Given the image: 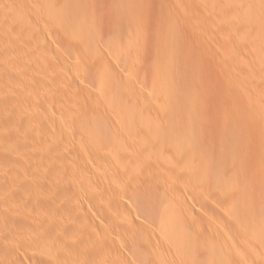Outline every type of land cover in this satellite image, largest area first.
<instances>
[{
	"label": "bare ground",
	"instance_id": "bare-ground-1",
	"mask_svg": "<svg viewBox=\"0 0 264 264\" xmlns=\"http://www.w3.org/2000/svg\"><path fill=\"white\" fill-rule=\"evenodd\" d=\"M242 1L245 0H209V4L227 17L232 10L234 15L242 10ZM248 1L245 4H250L249 8L261 12L255 18L262 15L259 19L264 20V0ZM57 2L59 8H52ZM66 3L68 0H27L25 7H34L37 13L43 6L46 17L52 18L50 14L61 17L66 14L61 12ZM175 5L169 0H76L71 4L72 14L68 13L64 20L58 18L63 25L60 27L58 22L59 37L54 46L37 47L42 50L36 51L39 54L36 48L34 51L29 48L28 54L35 52V57L30 56L35 64H43L38 69L40 77L35 79L51 84V92L45 95V101H40L38 115L28 116V126L52 132L63 116L69 118V125H73L72 118L78 123L81 118L90 119L92 130L83 131L88 138L76 143L74 138L67 137L69 141L54 151L55 160L62 162L72 176H78L76 162L89 164L95 169L94 174L97 171L100 190L93 184L87 185L94 180L90 177L91 181L81 184L80 189L76 184V188L81 197L89 195L87 200L97 204L95 208L102 216L108 209L117 212L115 216L109 215V222L120 216L126 197L133 199L130 198L135 204L129 214L120 216L123 221L128 218L121 224L130 226V231L132 227L137 230L143 245L131 242V245H109L111 241L106 245H90L98 251V258L104 256L112 262L129 260L131 264H264V58L259 62L253 59L255 55L264 56V33L255 41L247 32L249 29L238 30L240 24L236 28L234 22L230 24V15L228 24L223 20L224 27L217 24L218 40L210 34L207 35L211 38L205 33L204 36L201 31L197 32L200 36L195 32L198 26L186 20L194 9L182 23ZM172 13L176 14L174 18ZM246 21L240 22L247 26ZM110 23L114 29L117 26V31L110 29ZM113 30L116 35L111 34ZM14 38L9 28L0 26V51L11 52L9 45ZM220 41L241 49L249 58L224 52ZM21 51L22 48L19 55L24 53ZM25 68L28 75L9 74L10 82L19 80L23 88L33 82L30 67ZM47 69L50 72L73 69L76 78L70 77L67 82L60 77L62 80L54 84ZM23 91L17 93L19 96L12 94L15 98L10 101L12 104H3L6 105L0 114L1 123L3 114L14 121L27 114L23 105L30 106L34 97ZM156 113L161 117L155 116ZM46 152L42 159L52 161L54 155L48 149ZM71 154L79 161L71 162L67 158ZM98 166H102V172ZM62 182L58 188L67 190ZM42 183L47 188V183ZM86 187L93 188L97 195ZM165 189L173 195L171 203ZM50 190L53 194L64 193ZM211 199L216 204H212V209ZM76 214L64 220L71 231H76ZM47 219L41 218L42 223L33 226L34 229L45 230ZM86 228L87 237L95 231L99 236L91 224ZM152 229L170 231L175 241L186 244L177 245L175 259L163 255L160 245H151L167 231H157L159 235L156 233L155 237ZM248 231L254 234V239L243 238ZM225 238L236 241L233 244L236 246H221ZM58 239L62 245L55 246L65 254L87 257L90 253L76 245L71 236L62 234ZM161 240L165 238L162 236ZM67 257L65 264H74Z\"/></svg>",
	"mask_w": 264,
	"mask_h": 264
},
{
	"label": "rangeland",
	"instance_id": "rangeland-1",
	"mask_svg": "<svg viewBox=\"0 0 264 264\" xmlns=\"http://www.w3.org/2000/svg\"><path fill=\"white\" fill-rule=\"evenodd\" d=\"M26 1L27 0H22V1H20V0H0V26L9 28L13 32V34L15 35V38H14L15 41L10 43V45H9V49H12L11 52L9 50H8L9 53H8V51H6V52L0 51V114H2V112L4 111L3 107L6 104L5 105H3V104L5 102L12 104V102L14 101L13 99H15V98H14V95L12 96V94H17V93L19 94V93H21L22 90H24L25 91V92L23 91L24 94L28 93L31 96V98L34 97L31 101V103L33 105L32 104L30 106L25 105V104L23 105L26 108L27 114L23 115V117L21 119L16 120L17 119L16 118L14 121V119L11 118L10 116H6V115L4 116V114H3V116H2L3 120H1L2 123L0 122V264H65V262H66L65 255H68L67 260L69 258H72L74 264H131V262L129 260L128 261L119 260V261L112 262L109 259H106L104 256L98 258L99 257L97 255L98 251L95 248H94V250H96V251H94L92 249L93 247L90 245H106V244H108L107 242H109V241H111L109 245H121L120 243H123V245H125L124 243H126V245H128V243H129V245H131L132 243H133V245H143V240L141 239L142 235L137 234L138 233V232H136L137 230H134L132 227L131 228L132 231H130V229H128V228H130V226L127 228V226H122L123 224H121V223H126L124 221H126L128 218L126 217V220L123 221L120 216H121V214H124V213L129 214V212L131 211V208L135 204L132 201L133 199L131 197H126V201H123L125 205L123 204L124 207H121L122 209L120 208V211H121L120 216L119 217L117 216L119 218V220L117 217H114L115 214H117V212H114L110 209H108L109 214H108V212H106L107 214L102 216V214L98 213V211L95 208V205H97V204L96 203L94 204V202H93V204H94L93 205L89 199L87 200V197L89 195L88 196L86 195L87 197L82 196L83 197L82 198L79 195V193L77 192L78 191L77 188L80 189L79 186L81 184L83 185L84 183L91 181V179L89 180V177L92 179L94 178V180H93L94 183L91 181V183L89 182L87 185L89 186L90 184H93V185H91L92 187L93 186L98 187V185L96 183V180L99 177L97 171H95V174H94L95 169L94 168L91 169V167L88 166L89 164L87 165V163L76 162L79 160H78V157H76V155L75 156L72 155L73 153L71 155H69L70 157H67V158L73 163L76 162L75 164L78 165L77 166L78 176H74V175L72 176L71 174H68L67 167L65 165H63L62 162L55 160L54 151L58 148L61 149L62 146H64V144H66L70 138L71 139L74 138L73 140L76 143H77L78 139L83 141L86 138H88V137H85L86 134H83L86 131L85 132H83V131H84V128L90 129V131L92 130L93 127H92V125H90L91 124L90 119L87 120V118L86 119L81 118V122L78 123L75 118H72L71 121H73V125H69V118L63 116L62 117V118H64L63 121L57 122L58 126H54L55 131H52V132H50L51 130L49 132H48V130L46 132L37 130L36 127H32V126L30 127V126H28V123H27L28 116L30 117V115H32V114H35V116L38 115L37 113H39V112H37V110L40 111V108H41L39 105V103H41L40 101H45V98H46L45 95H47L48 93L51 92L50 91L51 88H49V86L51 84H49V83L43 84L40 81L35 79V78H38V76L40 77L39 73L41 70L38 72V69H40V67L43 64L38 63V62H37V64H39V65L35 64L36 61H34V59L31 57H32V55L34 56L35 52L38 49H48L51 46H54L55 41L58 40V37H59L58 36L59 31L58 30L60 29L59 28L58 30H56V27H59L58 25L60 24V22H62L64 20V17L66 18L69 14H72L73 7L71 6V4L75 3L76 0L75 1L74 0H68V3H66L64 5V6H66V8H64L65 10L64 9L61 10V12L62 11L66 12V14L62 12L63 13V15H62L63 20L61 19L62 18L61 15H59L61 18L58 19L59 16H55L54 14H53V16H52V14H50L49 16L52 18H55V19H52L49 17L47 18L46 16H48V15L46 13V9L42 5H41L42 7H40L39 9L36 10L37 13L35 12L34 7L33 8L31 7L32 9L26 8L25 7ZM70 1H72L73 3H71ZM169 1H172L176 4L175 6H176L177 11H178L177 15L182 17V18H180V20L182 19L181 20L182 23H184L183 21L185 20V18H187L188 13L190 14L192 9L197 10V11L192 10L193 13L190 14V16L191 15H194V16H191V19H190V16L188 15L189 19H186V20H189V22L191 21V23H194V25L198 26L195 29L196 33L197 32L200 33V31H201V32H203V35H204V33L206 36H208L210 34L209 36L215 38V40H218V38H217L218 35H216L217 33L215 34V30H217V27L218 28L220 27L219 25H222V27L225 26L222 23L224 20V23H227V22L229 23V21H230V24L231 23L233 24V22H234V25H235L234 28H236L237 25L240 24L236 29H238L239 27H240L239 29H241V27H243L245 31H247L249 29L247 32L250 33V35L253 37V39H255V41H258L263 36L264 30H261V29H264V20L260 21V19H259L260 17H262V15L259 16V18H257L258 14L261 12H260V10L252 9V7L249 8L248 5H250V4H247V3H246L247 5L245 4V2L248 0L242 1V2H244L243 4H241V6H243V7H241L242 10L239 11L240 9H237V12L239 11V13H237L235 10L234 11L237 14L234 15V13L232 12L233 10L231 11V14L229 13L230 15H232L231 18H229L230 15H227V17H226V14L224 15V14H220L219 11L217 12L216 8L214 9L212 7V5L209 4V0L208 1L207 0H169ZM244 4L247 7H245ZM58 6H60V3L57 2L54 4V6H52V8L58 9L59 8ZM192 6H193V8H192ZM199 7H200V10H199ZM189 8H191L190 11H189ZM211 8H213V9H211ZM186 9L188 11H186ZM182 11H184L183 14H182ZM185 13H187V14H185ZM256 13H257V15H256ZM184 14H185V16H184ZM36 15L39 18H36ZM173 15L175 16L176 14L172 13V17H173ZM237 15H239V16H237ZM255 16H257L256 17L257 19L255 18ZM235 17H236V19H237V17H240L239 19H241V20H238V19L236 20V19H234ZM228 18L230 20L226 21V20H228ZM245 19H247V21ZM258 19H259V21H258ZM236 21H239V22H236ZM240 21H242V23L244 21H246L245 25H247L249 27L244 26V24H241ZM251 21L253 22V24H252L253 26L251 25V23H252ZM58 22H59V24H58ZM211 22H212V24H211ZM235 22H236V24H235ZM255 22H257L258 24ZM260 23H261V25H260ZM217 24H219V25H217ZM62 25L60 24V27H62ZM113 25H115V24H113ZM229 25H226V26L229 27ZM233 26L231 25L230 27L233 28ZM110 27H111L110 29H114V27L112 28L111 23H110ZM116 27L117 26H115V29H117ZM208 28H210V30ZM202 29H204V30H202ZM114 30H113V33L111 32V34L116 35L117 33L115 31H117V30H115V31ZM199 33H197V34H199ZM179 36L183 37V33H179ZM211 37H209V38H211ZM220 42H221V44H220ZM220 42H219V46H222L220 48L221 49L223 48L222 50L224 52H227L228 54H231V55L242 54V56L249 58L247 56V54L244 53L241 49H238L237 47L235 48L230 43H229L230 45H228L226 42H223V41H220ZM27 46H28V48H27ZM32 47H33V49H32ZM37 47H39V48L37 49ZM232 47H234V49ZM18 48H20V50L22 48L21 53L22 52H24V53L19 55L18 53L20 50H18ZM29 48H31V50H33V51H34V48H36L35 52L29 53L30 54L29 55L28 54V52H30ZM229 48H231V49H229ZM28 49H29V51H28ZM33 51H31V52H33ZM86 51L88 52L89 50H86ZM25 52H27L28 55L25 54ZM39 52L42 53V50ZM39 52H36V53L39 54ZM89 52H91V51H89ZM258 56H260V55H255V57L253 58L255 60L257 59L256 60L257 62H259L260 59L262 60L264 58V56L261 58H259ZM31 59H33V60H31ZM26 66L30 67L29 68V74L31 72L32 77H34L33 78L34 81L27 83L24 88H23V84H21L19 80H18L19 82L18 81H15V82L12 81V83H11L10 80L8 79L9 74L14 75V73H15V75H17V73H18V75H19V73H22V74L28 75L27 71L25 70ZM68 70L69 69H66L65 72L64 71L59 72L56 70L53 72H50V70L47 69V71L51 74L50 76L52 77L54 84H58L62 79H65V80L69 79L71 81L70 77H72V79H75L76 74H75V72H73L74 70L73 69H70L69 71ZM260 76L262 77V74H260ZM15 77H19V76H15ZM60 77L62 79H60ZM69 80H67V82H70ZM15 97H17V96H15ZM42 99H44V100H42ZM10 101H12V102H10ZM56 113L59 114L58 112H56ZM156 114H155V116L161 117V115L159 113H156ZM4 119H7L6 120L7 123L4 122L5 121ZM61 123H63L64 126L60 127ZM89 125L92 128H90ZM71 127H73V130L71 129ZM71 133H73V134L75 133V134L73 135ZM78 136L80 138H78ZM67 137H70V138H67ZM83 138H85V139H83ZM138 141H139V144H141L140 140H138ZM39 145L41 146V148ZM44 146L46 148H44ZM49 148H52V149H49ZM47 149L50 151L51 156L54 155V156H52L53 157L52 161H44L42 159L43 156L46 157ZM30 154H32V156ZM53 159H54V162H53ZM41 162H43V163H41ZM87 166H88V168H87ZM97 168L100 169V170L98 169L99 171H101V172L103 171L102 166L101 167L98 166ZM34 177L36 180L34 179ZM32 179H33V181H32ZM35 181L37 182V184ZM41 181L47 183V184H45V185H47V188H49L48 187V185H49L50 189L51 188H53L55 190L57 189L58 192L60 191L59 193H62L61 191H63L64 193H65V191H67L68 193L67 192H66L67 194H64V193L55 194V192H54V194H53V192L50 193L51 190L47 189L45 186H43L44 184ZM83 181H85V182H83ZM61 182L64 185H67L68 189L70 187L72 188L71 190L69 189L70 192L68 191V189L63 190L62 189L63 187L58 188L59 186L62 185ZM81 182H83V183H81ZM32 183L35 184L36 186L32 185ZM40 183H42L43 185ZM72 184H73V186H72ZM76 184L77 185L79 184L77 188H76ZM43 187H45V188H43ZM73 187L76 189H74ZM86 188L89 189L90 187L89 188L86 187ZM57 190H56V193H57ZM99 190H100V188H99ZM165 190L167 191V189H165ZM90 191H92V193H93V191L96 192L95 190H93V188H92V190L90 188ZM74 192H75V194H74ZM77 194L79 196L78 199L76 197ZM93 194L97 195L96 193H93ZM168 195H170L169 202L171 203L172 201H174L173 195L170 191H169ZM58 196H59V200L57 199ZM148 196L152 197L151 195H148ZM50 198H52L53 201ZM80 199H82V200H80ZM123 199L125 200V198H123ZM85 200H87V202ZM51 201L54 204H52ZM50 202H51V204H49ZM131 202H133V203H131ZM210 202H212V203L209 205V208L212 209V207L214 205L216 206V204L213 203L212 199L210 200ZM87 203H88V205H87ZM121 204H122V202H121ZM212 204H213V206H212ZM49 205H51V206H49ZM53 205H54V207H53ZM123 205H121V206H123ZM125 206H127V207L125 208ZM98 207H97V209H98ZM124 208L127 211H125ZM15 209H18V210L16 212H14ZM61 209H62V211H60ZM66 210H68V211H66ZM128 210H129V212H128ZM110 211H112V212H110ZM56 213H58V214H56ZM67 213H69V214H67ZM76 213H78V214H76ZM70 214L71 215L72 214L77 215L76 216L77 219L75 218L76 219L75 222H77V227H76V231L73 230L74 232L69 230L68 227H66L67 223H66V221H64L67 218H69V216H71ZM111 214L112 215L114 214L113 217L115 218L114 219L115 221L112 220L113 222L112 221L109 222L111 220L109 215H111ZM128 214H126L124 216H128ZM40 217L42 219L48 218L50 221V222L47 221L48 227L42 231H41V228L40 229L36 228V230L34 229V227H36L35 226L36 224L42 223V222H40V221H42ZM133 219L135 220L136 218L133 217ZM135 221H138V220L136 219ZM14 223H16V224H14ZM90 224H91L92 228L94 227V229L96 228V230H98L97 234L99 236H96L95 230H94L95 233H93V235L91 234L88 237L85 235L86 234L85 231L87 229L86 227H89ZM37 226H39V224ZM78 227H79V229H78ZM32 229H34L35 231L34 230H33L34 232L31 231ZM65 229H68L69 231L65 230ZM101 229H102L103 233H102ZM124 229L129 230V231H126ZM63 230H65V231H63ZM153 230L154 229H152V233H154V236L158 232L162 233L164 231H167V230H161V231L157 230L158 231L157 232V231H153ZM119 231L120 232L123 231V232L120 233ZM64 232H66V233H64ZM169 232L167 231L165 233H162L163 234L162 236L165 238L164 241L161 240L162 236L160 237V235L158 233L159 236L157 237V235H156L155 237H157V240L159 238L160 239L158 241H156L154 239V243L151 245H160L162 252H164L163 255H166L167 258L175 259L176 257L174 256V252H175L174 250L177 249V245H186V244L185 243L180 244L177 241H175V239L172 235L173 233L171 232L172 233L171 234ZM61 233L66 234L68 236H71V238H73L72 239L73 241L76 240V242H75V244L77 243L76 245H80V247L83 250H86V249L90 250L89 254H91V252H92V254L91 255L88 254L87 257L77 255V254L74 255V254L69 253V252H66L67 254H65V252L62 251V249L60 247L55 246V245H62V244H59L61 242L58 239V238H60V235H62ZM82 233H83V235H82ZM247 233H245L243 235L244 239H248V240L254 239V234L252 235V232H249L248 234ZM94 234H95V236H94ZM96 237H97V239H96ZM90 238H94V239H90ZM55 239H57V240H55ZM130 242H131V244H130ZM226 244L227 245L229 244L230 246H232L233 244H236V241L234 242L232 240H228L225 238L221 242V246L226 245ZM87 245H89L90 247L86 248ZM233 246H236V245H233ZM249 256L253 258L252 254H249ZM253 260L256 261L255 259H253Z\"/></svg>",
	"mask_w": 264,
	"mask_h": 264
}]
</instances>
